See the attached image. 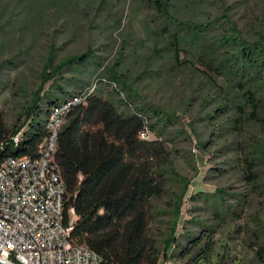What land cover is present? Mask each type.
I'll use <instances>...</instances> for the list:
<instances>
[{
	"label": "rangeland",
	"instance_id": "1",
	"mask_svg": "<svg viewBox=\"0 0 264 264\" xmlns=\"http://www.w3.org/2000/svg\"><path fill=\"white\" fill-rule=\"evenodd\" d=\"M170 11L178 20L211 22L213 26L205 41L194 43L187 38L179 47V60L174 46L175 35L180 34L176 23L137 0H84L58 19L61 14L53 8L44 15L42 25L3 36L0 64L20 50L22 55L17 67L5 66L0 73V113L9 128L20 126L41 88V74L52 47H56L57 63L89 55L90 64L81 72L62 73L58 86L72 96L97 94L115 103L121 112L127 111L122 100L130 102V96H138L132 100L135 106L150 105L176 116L175 125L168 130L170 150L175 170L191 180L177 231L179 240L186 244L183 235L188 231L198 235L201 230L192 220H203L217 225L215 251L203 264H259L248 230L254 218L264 221V193L259 194L247 180L244 159L253 146H264V123L246 115L241 127L234 128L238 119L235 106L244 102L238 88L228 87L211 68L218 66L216 54L210 50L231 32L232 23L249 41L257 40L259 33L264 35V0H173ZM99 62L102 66L95 67ZM115 76L126 82L132 95L123 84L114 82ZM52 84L45 85L42 96ZM114 89L123 95L119 97ZM45 104L41 101L39 107L45 110ZM225 105L230 109L218 115L215 110ZM260 118L264 119V111ZM263 170L257 171L261 184ZM172 187L179 189L176 184ZM216 189L225 193L235 210H243L240 221L215 222L201 203L191 201L199 193L212 194ZM157 204L164 208V203ZM167 227L155 222L152 230L161 234ZM240 228L246 233L240 234ZM187 261L180 257L170 263Z\"/></svg>",
	"mask_w": 264,
	"mask_h": 264
},
{
	"label": "trees",
	"instance_id": "2",
	"mask_svg": "<svg viewBox=\"0 0 264 264\" xmlns=\"http://www.w3.org/2000/svg\"><path fill=\"white\" fill-rule=\"evenodd\" d=\"M82 1L0 0V40L16 30L24 32L35 24L42 25L44 15L53 8L61 14L57 19L67 16ZM137 1L176 23L180 33L175 35L174 41L177 60L180 59L179 47L187 38L194 43L205 41L213 27L211 22L176 19L170 11L173 0ZM231 25V32L221 38L217 48L210 50L216 54L214 59L218 66L211 68L228 87L239 90L244 105L235 106L238 119L234 128L238 129L246 115L264 123L260 118L264 111V35L259 33L257 40L249 41L236 24ZM32 40L35 41L36 36L33 35ZM56 52V47H52L41 74V88L27 107L20 126L9 128L0 113V164L11 157L39 156L51 109L72 97L58 86L60 75L67 70L81 72L90 64L89 55L72 56L57 63ZM21 53L20 50L11 59L4 60L0 73L5 66L17 67ZM101 66L99 62L95 67ZM211 80H214L212 76ZM50 81L52 86L42 96ZM114 82L123 84L122 88L132 95V89L124 80L115 76ZM114 92L122 96L120 90L114 89ZM133 98L139 97L133 95L130 102L121 101L127 108L126 112H121L112 101L90 94L85 103L69 115L60 134L55 163L66 188L64 217L65 223H72V241L96 252L101 257L99 264H159L163 258L175 261L180 257L188 259L186 264H203L215 251L217 225L195 219L192 223L201 232L198 235L186 232L183 235L186 244L177 237L191 180L175 170L170 150L172 140L168 130L175 125L176 116L150 105L137 107ZM44 100L45 110L39 107ZM229 109L230 106L225 105L215 112L219 115ZM247 109H251L249 114ZM146 129L151 138L142 140L141 134ZM244 165L247 180L263 194L264 183L259 182L257 171L264 169V146H253L247 152ZM174 184L179 186L177 191L172 187ZM224 195L216 189L212 194L199 193L191 201L201 203L212 213L215 222L223 223L231 218L240 221L243 210H235ZM160 202L164 203V208L157 204ZM155 222L166 223L168 227L161 234H155L152 230ZM252 225L248 230L251 250L258 263L264 264V221L254 218ZM238 232L246 233L243 228Z\"/></svg>",
	"mask_w": 264,
	"mask_h": 264
},
{
	"label": "built area",
	"instance_id": "3",
	"mask_svg": "<svg viewBox=\"0 0 264 264\" xmlns=\"http://www.w3.org/2000/svg\"><path fill=\"white\" fill-rule=\"evenodd\" d=\"M89 95H74L51 109L38 157H11L0 164V260L8 264L100 263L96 252L72 241V223H65L64 217L66 188L55 163L68 117ZM150 138L149 130H144L141 139ZM170 262L163 258L159 264Z\"/></svg>",
	"mask_w": 264,
	"mask_h": 264
},
{
	"label": "water",
	"instance_id": "4",
	"mask_svg": "<svg viewBox=\"0 0 264 264\" xmlns=\"http://www.w3.org/2000/svg\"><path fill=\"white\" fill-rule=\"evenodd\" d=\"M0 264H8V263H6V262H3L2 260H0Z\"/></svg>",
	"mask_w": 264,
	"mask_h": 264
},
{
	"label": "bare ground",
	"instance_id": "5",
	"mask_svg": "<svg viewBox=\"0 0 264 264\" xmlns=\"http://www.w3.org/2000/svg\"><path fill=\"white\" fill-rule=\"evenodd\" d=\"M3 262H6V261L3 260ZM6 263H8V262H6Z\"/></svg>",
	"mask_w": 264,
	"mask_h": 264
}]
</instances>
